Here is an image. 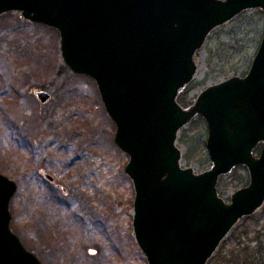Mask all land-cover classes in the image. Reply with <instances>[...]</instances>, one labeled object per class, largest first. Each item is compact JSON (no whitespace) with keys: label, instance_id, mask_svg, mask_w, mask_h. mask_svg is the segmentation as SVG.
<instances>
[{"label":"water","instance_id":"obj_1","mask_svg":"<svg viewBox=\"0 0 264 264\" xmlns=\"http://www.w3.org/2000/svg\"><path fill=\"white\" fill-rule=\"evenodd\" d=\"M251 9L264 12V0H0V16L19 12L57 30L64 64L95 81L114 143L129 156L133 232L148 264H206L232 227L264 204V33L247 74L207 86L188 107L178 102L208 35ZM36 97L44 104L50 95ZM197 116L211 162L200 173L181 166L177 145ZM237 167L248 184L227 202L217 184ZM16 190L0 173V264H43L10 228Z\"/></svg>","mask_w":264,"mask_h":264},{"label":"rangeland","instance_id":"obj_2","mask_svg":"<svg viewBox=\"0 0 264 264\" xmlns=\"http://www.w3.org/2000/svg\"><path fill=\"white\" fill-rule=\"evenodd\" d=\"M263 33L259 9L215 28L178 102L188 107L207 86L247 74ZM61 65L57 30L19 12L0 16V173L17 185L10 228L43 264H148L133 232L129 156L114 143L116 127L95 81ZM38 91L50 95L46 103ZM206 137L199 116L180 129L183 168H210ZM247 184V170L237 167L217 191L229 202ZM206 264H264V204L232 227Z\"/></svg>","mask_w":264,"mask_h":264},{"label":"trees","instance_id":"obj_3","mask_svg":"<svg viewBox=\"0 0 264 264\" xmlns=\"http://www.w3.org/2000/svg\"><path fill=\"white\" fill-rule=\"evenodd\" d=\"M18 19H20V18H18ZM61 70H64V71H66L67 70V67L65 66V65H61ZM58 197V195H56V198Z\"/></svg>","mask_w":264,"mask_h":264},{"label":"flooded vegetation","instance_id":"obj_4","mask_svg":"<svg viewBox=\"0 0 264 264\" xmlns=\"http://www.w3.org/2000/svg\"><path fill=\"white\" fill-rule=\"evenodd\" d=\"M52 180H53V179H52ZM52 180H51V181H52Z\"/></svg>","mask_w":264,"mask_h":264}]
</instances>
